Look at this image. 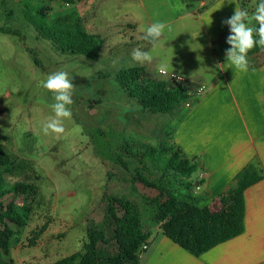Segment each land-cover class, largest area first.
Segmentation results:
<instances>
[{"label":"rangeland","instance_id":"1","mask_svg":"<svg viewBox=\"0 0 264 264\" xmlns=\"http://www.w3.org/2000/svg\"><path fill=\"white\" fill-rule=\"evenodd\" d=\"M128 1L44 0L46 8L52 9L48 12L50 17L63 9L78 10L87 31L104 34L108 44L99 59L91 60L62 53L40 38L24 18L22 0H0V29L19 32H0V147L14 160L13 167L17 166L13 171L0 168V174L7 187L24 181L39 192L26 227L10 241L11 245H20L21 251L32 248L35 264H53L80 252L87 241L89 222L103 220L106 193L133 199L141 208L144 226L157 229L143 201L154 194L142 185L134 186L130 174L138 167L145 168L140 164L144 158L132 155L144 152L142 146L146 145L159 149L162 145L174 146L172 131L178 117L173 113L179 115L188 110L183 105L171 114H148L118 86L119 71L142 66L133 63L132 50H152L142 48L151 47V43L142 42L139 34L145 32L148 21L164 22L171 31L165 30L152 52L159 59L152 63L153 71L147 68L145 78L161 79L156 72L162 62L172 67L181 63L188 74L199 69L206 79L195 82L206 88L215 70L209 66L213 62L209 61L208 48L214 47L218 56L225 59L230 30L223 21L234 14L236 5L248 11L246 22L258 27L251 17L260 0H148L143 4ZM201 1L207 5L200 12L207 13L217 29L212 32L213 45L201 29L202 20L184 15L199 8ZM134 22H138L136 30ZM109 47L119 49L114 52ZM260 56L264 59V48ZM57 71L67 72L75 86L69 106L72 117L64 121L63 134L45 135L42 126L54 115L50 107L54 96L42 83ZM106 74L111 76L106 78ZM196 99H192L193 106ZM121 159L127 167H123ZM150 170L158 175L152 164ZM197 176L198 173L193 175ZM16 202L23 205L22 200ZM112 229L109 226V232ZM114 250L109 247V252Z\"/></svg>","mask_w":264,"mask_h":264},{"label":"trees","instance_id":"2","mask_svg":"<svg viewBox=\"0 0 264 264\" xmlns=\"http://www.w3.org/2000/svg\"><path fill=\"white\" fill-rule=\"evenodd\" d=\"M22 3L25 20L40 38L51 42L63 53L99 59L105 41L100 35L86 30L78 10L63 9L50 17L48 12L52 9L46 8L44 0H22ZM0 32L19 35V32L4 29ZM259 50L260 47H254L250 53ZM146 72L144 66H134L116 75L120 89L144 112L170 114L190 99L188 87L173 86L164 79H147ZM142 148H145L144 152L132 156L144 158L140 164L145 168L138 167L130 173L132 183L153 192V197L143 198L144 205L165 236L200 257L244 232V193L261 180L256 171L246 169L241 173L236 187L222 198V210L212 212L201 206V199L194 192L196 182L191 178L199 170L197 162L187 159L175 146L162 145L159 149L146 145ZM121 162L124 168L127 167L122 159ZM151 164L158 175L150 170ZM14 165V160L0 147V168L9 167V171H13L17 168ZM4 180L0 174V248L7 253L10 241L26 227L39 192L34 185L24 181L7 187ZM17 199L23 201L22 206ZM104 200L103 220L89 222L83 249L53 264H141V248L148 243L151 233L144 226L140 206L126 196L106 193ZM109 226L113 227L111 232ZM112 243L117 247L116 252L102 257L100 245Z\"/></svg>","mask_w":264,"mask_h":264},{"label":"crops","instance_id":"3","mask_svg":"<svg viewBox=\"0 0 264 264\" xmlns=\"http://www.w3.org/2000/svg\"><path fill=\"white\" fill-rule=\"evenodd\" d=\"M133 1L143 4L148 0L128 2ZM206 5L207 2L201 1L199 8L190 9L184 15L193 17L195 21L202 20L201 29L213 45L212 32H216L217 29L208 19L207 13L203 15L200 12ZM134 23L137 26L136 30L139 28L138 22ZM152 23L148 21V26ZM89 33L100 35L104 39L101 32ZM139 34L143 36L145 32ZM219 34H216V37ZM142 42L149 41L142 39ZM106 44L108 41H105L103 48ZM109 48L114 52L119 49ZM142 48L150 50L152 44L151 47ZM207 53L210 56L209 61L213 62L209 63V66L212 65L215 70L213 72L208 68L206 70L213 73V78L205 92L196 97L198 99L194 106L185 107L187 113L179 115L173 113L178 117L172 131L173 145L179 148L187 159L199 164V170L196 172L198 176L191 178L196 182L194 192L200 197L201 206L209 208L212 212L222 210V198L236 187L237 177L246 169L256 171L261 180L244 193L245 228L241 235L196 257L165 236L157 225V229L146 227L151 236L147 243L148 248L141 253V264L264 263V59L260 56L262 48L260 47L257 52H248L249 66L246 72L231 68L226 58L221 59L218 56L214 47H209ZM157 59L158 54L153 57L152 63H156ZM152 63H145L142 66L148 68V71H153ZM180 65L181 63H174V73L179 74L182 69L184 77L191 82L206 79L199 69L195 74H188ZM110 76L111 74L105 75L106 78ZM109 247L115 248L113 253L109 252ZM20 248V245H11L7 253L0 248V264H35L32 248H27V251H21ZM101 248L104 250L103 253ZM116 250L114 243L101 244L99 247L102 257L114 254Z\"/></svg>","mask_w":264,"mask_h":264},{"label":"clouds","instance_id":"4","mask_svg":"<svg viewBox=\"0 0 264 264\" xmlns=\"http://www.w3.org/2000/svg\"><path fill=\"white\" fill-rule=\"evenodd\" d=\"M251 19L255 20L258 27L250 26L246 22L249 20L248 11L242 10L236 5L234 14L223 21L224 24L229 26L230 30V35L227 37V44L230 45V48L225 52L226 62L229 63L231 68L241 72L248 71V52L256 46L264 48V0H260ZM166 29L171 31V26L161 21H156L148 26L141 38L152 44V50L142 51L139 47L134 48L131 53L132 61L141 65L152 63V52ZM157 72L165 77L171 73V77H173L174 69L172 64L162 62L157 65ZM175 78L177 81L183 80L182 69ZM42 87L53 93L54 96V103L50 105L54 115L48 117L42 126V131L45 135L52 133L59 136L65 132L64 121L72 117L69 106L73 103L72 96L75 86L67 72L57 71L46 77Z\"/></svg>","mask_w":264,"mask_h":264},{"label":"built area","instance_id":"5","mask_svg":"<svg viewBox=\"0 0 264 264\" xmlns=\"http://www.w3.org/2000/svg\"><path fill=\"white\" fill-rule=\"evenodd\" d=\"M156 75L160 77L161 79H164L168 81L171 85L173 86H186L189 89V96L190 99L184 104L186 108H190L192 106V99L195 97H200L206 90V86L202 83H197V82H191L189 81L186 77L183 78L182 81H177L176 80V73H173V77H171V73H169L168 76H161L158 72H156ZM148 248L147 244H144L141 248V253L142 251H145ZM264 264V263H262Z\"/></svg>","mask_w":264,"mask_h":264}]
</instances>
